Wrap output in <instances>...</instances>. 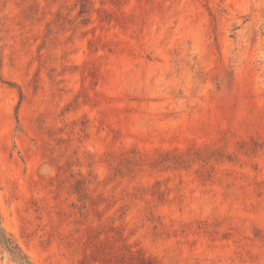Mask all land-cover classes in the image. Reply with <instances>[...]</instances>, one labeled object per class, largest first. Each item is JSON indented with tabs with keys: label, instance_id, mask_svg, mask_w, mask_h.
Here are the masks:
<instances>
[{
	"label": "rangeland",
	"instance_id": "374dc122",
	"mask_svg": "<svg viewBox=\"0 0 264 264\" xmlns=\"http://www.w3.org/2000/svg\"><path fill=\"white\" fill-rule=\"evenodd\" d=\"M0 228L32 264H264V0H0Z\"/></svg>",
	"mask_w": 264,
	"mask_h": 264
},
{
	"label": "trees",
	"instance_id": "16d2710c",
	"mask_svg": "<svg viewBox=\"0 0 264 264\" xmlns=\"http://www.w3.org/2000/svg\"><path fill=\"white\" fill-rule=\"evenodd\" d=\"M0 243L3 245L12 257L19 262V264H32L29 259L20 251L15 243L2 232L0 228Z\"/></svg>",
	"mask_w": 264,
	"mask_h": 264
}]
</instances>
